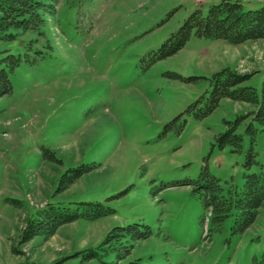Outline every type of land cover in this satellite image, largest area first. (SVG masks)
Here are the masks:
<instances>
[{
    "label": "rangeland",
    "instance_id": "obj_1",
    "mask_svg": "<svg viewBox=\"0 0 264 264\" xmlns=\"http://www.w3.org/2000/svg\"><path fill=\"white\" fill-rule=\"evenodd\" d=\"M219 1L61 2L41 32L0 40V50L23 57L11 75L12 92L0 97V264H78L75 255L99 247L118 226L139 234L121 264L261 260L264 206L243 233L232 232L234 216L213 231L211 210L187 182L206 169L227 191L262 170L264 125L249 116L253 104L223 98L201 114L209 77L221 69L253 72L245 85L262 93L264 38L231 44L193 33L178 52L159 57L190 13H206ZM238 1L245 10L264 6ZM238 116H244L237 130L242 148L221 146L218 134ZM79 166L91 169L59 191L63 175ZM90 201L114 212L63 224L48 240L21 242L29 219L49 203L74 209Z\"/></svg>",
    "mask_w": 264,
    "mask_h": 264
},
{
    "label": "trees",
    "instance_id": "obj_2",
    "mask_svg": "<svg viewBox=\"0 0 264 264\" xmlns=\"http://www.w3.org/2000/svg\"><path fill=\"white\" fill-rule=\"evenodd\" d=\"M89 0H0V40L12 41L21 33L28 31H42L47 15H56L59 4L64 2L68 7H81ZM195 33L198 37L222 39L231 44H240L247 40L264 38V6L258 9L245 10L238 0H220L210 5L204 13L196 9L185 19L179 30L172 33L159 49V57L175 54ZM7 53L2 56V54ZM27 55V54H26ZM23 60L21 53L11 50H0V97L13 90L11 75ZM5 61L6 62L5 64ZM254 73H240L230 68L221 69L209 77L211 92L205 98L207 116L220 104L223 98L244 101L254 105L250 113L252 120L264 125V82L263 91L245 85ZM204 97V96H203ZM202 97V98H203ZM204 100H197L194 105ZM226 121V129L217 136L221 146L230 144L236 149L242 148V135L237 133L241 119ZM247 130L254 135L255 129L250 123ZM253 147L250 149L249 159L254 157ZM249 160V161H250ZM91 168L79 166L67 171L60 179L59 191L67 189L85 172ZM195 183L200 190L205 206L212 213V230L221 231L227 218L234 216L231 230L233 233L245 232L257 219L259 210L264 206V164L258 173L246 175L244 185H236L225 191L220 180L208 170H203L197 180H189L187 184ZM114 212L111 207L99 201L80 202L77 208L64 206L60 203H49L31 217L21 234L22 243H30L35 238L46 240L53 237L56 231L66 223L84 219L93 221ZM135 227H115L107 234L104 242L97 248L82 251L75 255L78 264H88L97 261L100 264H121L129 257L134 248V241L139 234ZM127 232L132 233V240L127 239ZM111 256L114 260L107 261ZM71 259H65L54 264H67ZM255 264H264V252L261 260Z\"/></svg>",
    "mask_w": 264,
    "mask_h": 264
}]
</instances>
